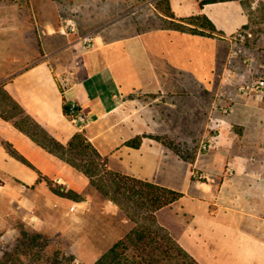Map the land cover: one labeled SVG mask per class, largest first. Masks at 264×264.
I'll use <instances>...</instances> for the list:
<instances>
[{"label": "crops", "instance_id": "1", "mask_svg": "<svg viewBox=\"0 0 264 264\" xmlns=\"http://www.w3.org/2000/svg\"><path fill=\"white\" fill-rule=\"evenodd\" d=\"M42 1L36 27L38 59L5 79L3 89L59 143L66 145L85 130L107 157L109 169L182 192L184 196L158 210L156 218L199 264H264V92L239 88L255 79L263 62L257 64V56L251 55L244 65L232 53L234 42L229 39L249 24L240 1L201 5V0H168V15L155 0L131 20L122 15L110 20L107 12L116 9H106L102 0L78 6ZM141 3L135 0L130 6ZM218 5L231 6L226 20L220 18ZM63 9L72 17H64ZM194 16H206L215 31L191 34L173 25L192 27L184 19ZM66 18L73 19L76 31L62 35ZM90 33L94 47L85 51L80 39ZM219 41L228 42L232 50L223 68ZM67 72L74 74L75 82L61 91L57 78ZM72 102L85 116L81 126L64 113V105ZM194 102L200 113L206 111L204 120L200 122L199 111L195 120L204 126L201 141L208 148L201 151L200 141L187 160L154 136L170 135L177 122L174 112L188 116ZM138 135L146 136L139 148L125 145ZM3 141L54 184L87 193L84 200L54 194L36 170L8 154ZM96 194L104 209L118 211L84 174L0 117L1 219L13 218L18 206L24 218L43 223L44 215L66 212L72 204L78 210L90 208Z\"/></svg>", "mask_w": 264, "mask_h": 264}, {"label": "trees", "instance_id": "2", "mask_svg": "<svg viewBox=\"0 0 264 264\" xmlns=\"http://www.w3.org/2000/svg\"><path fill=\"white\" fill-rule=\"evenodd\" d=\"M231 0H201L200 4L225 2ZM156 6L170 15L168 0H156ZM192 25L173 24L182 31L191 34L210 35L215 31L214 25L206 16L185 18ZM248 25L241 28L244 31ZM61 91V87L57 78ZM0 117L10 121L17 129L27 134L38 145L62 159L70 166L84 174L90 186L104 200L111 201L118 207L123 217L132 226L106 249L93 264H199L172 237L168 230L160 225L156 212L171 205L184 196L178 190L125 175L108 168V159L102 156L86 136L85 130L76 132L70 141L63 145L51 137L24 109L3 89L0 84ZM69 104L64 105L68 115ZM145 135H138L128 140L125 145L139 148ZM168 148L171 145L165 136H154ZM2 145L10 156L36 170L39 180H44L56 195L76 202L84 200L87 193L79 194L73 190L54 184L43 176L24 156L9 142ZM47 238L40 232H31L21 228L13 246L3 250L0 264H70L73 256L59 255L57 251L49 257L46 250Z\"/></svg>", "mask_w": 264, "mask_h": 264}, {"label": "rangeland", "instance_id": "3", "mask_svg": "<svg viewBox=\"0 0 264 264\" xmlns=\"http://www.w3.org/2000/svg\"><path fill=\"white\" fill-rule=\"evenodd\" d=\"M88 1L90 0H57L66 6L73 2L76 3V6L80 3L88 5ZM140 1H142L141 6L137 7L130 6L135 0H102V5L110 11L116 9L115 12H107L110 15V20L116 15H122V17L131 20L135 16L143 14V8L148 6L150 1L154 2L155 0ZM239 1L249 16L248 28L242 31L244 32L243 38L234 42L233 51L229 50L228 42L219 41L220 68H223L227 51H232L239 61L245 63L244 65L251 62V55H256L257 64L263 62L262 66H264V0ZM42 3V0H0V84L17 71L34 64L38 59L39 37L36 27L39 25L38 10L44 5ZM191 6L196 7L197 3L193 1ZM65 9H63L62 15L72 17L71 14H67ZM217 9L220 18L224 20L232 10L230 5H218ZM83 13L85 14V12ZM80 14L82 15L81 12ZM96 15L99 17L101 13ZM262 66L260 71H255V79L261 75ZM188 107V116L181 117L178 111L174 112V120L177 122L173 124L170 130L171 134H166V137L171 148L179 157L190 160L194 157V152L202 139L204 126L198 125V121L195 120L197 112L200 113L197 104L194 102ZM200 114L201 122L204 120L206 111L202 110ZM158 134H162V132ZM183 168L185 167H182V172H184ZM196 177L198 178V176ZM1 208L5 209L2 202H0ZM25 216L24 209L16 206L13 218H0V256L4 249L15 244L20 229L25 228L31 232L43 233L48 240L46 250L49 252V257H52L53 252L57 251L59 255L73 256L70 264H93L132 226L131 222L126 220L119 210L111 213L104 209L103 201L97 194L93 197L90 208L76 209L73 212H70L68 208L66 212L46 214L43 223H39L37 218L27 217L26 219ZM29 220H32V223ZM37 222L39 227H35Z\"/></svg>", "mask_w": 264, "mask_h": 264}, {"label": "built area", "instance_id": "4", "mask_svg": "<svg viewBox=\"0 0 264 264\" xmlns=\"http://www.w3.org/2000/svg\"><path fill=\"white\" fill-rule=\"evenodd\" d=\"M76 31V24L73 21V19H66L63 22L62 27L60 28L59 32L62 35H68L69 33H73ZM244 35V32L242 31H238L236 33L235 36L231 37L229 40L230 42H235L237 39H242ZM81 48L85 51L87 50H91L94 47V39H93V34H87V35H83L81 36ZM59 80V79H58ZM60 85L61 87L65 90V88L70 87L74 84L75 82V77L74 74L72 72H67L60 80ZM240 90L244 93H248V92H259V93H263L264 92V66H262V71H261V75L259 77H257L256 79L252 80L249 83L246 84H242L240 87ZM227 111V110H226ZM68 119L77 124V125H83L84 121H85V116L84 114L80 111V109L78 108L77 104L72 102L69 103V111H68V115H67ZM212 132L214 133V137L216 138L218 136V132L217 129L215 128H211ZM208 148V143H206V141H204V139L201 141L200 143V150H206ZM202 178V176H200ZM77 209L75 204H72L69 207V211L73 212Z\"/></svg>", "mask_w": 264, "mask_h": 264}]
</instances>
